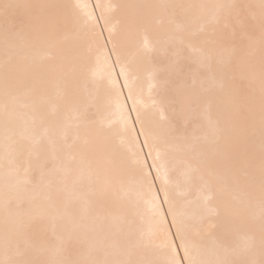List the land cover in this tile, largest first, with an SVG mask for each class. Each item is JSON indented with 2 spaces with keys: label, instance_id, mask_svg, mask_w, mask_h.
<instances>
[{
  "label": "bare ground",
  "instance_id": "bare-ground-1",
  "mask_svg": "<svg viewBox=\"0 0 264 264\" xmlns=\"http://www.w3.org/2000/svg\"><path fill=\"white\" fill-rule=\"evenodd\" d=\"M118 58L195 257L262 264L264 0H0V261L21 258L23 223L47 264L166 259L136 163H153L145 136L113 101Z\"/></svg>",
  "mask_w": 264,
  "mask_h": 264
},
{
  "label": "snow or ice",
  "instance_id": "snow-or-ice-1",
  "mask_svg": "<svg viewBox=\"0 0 264 264\" xmlns=\"http://www.w3.org/2000/svg\"><path fill=\"white\" fill-rule=\"evenodd\" d=\"M5 9L10 5H3ZM80 10V16L83 23L89 28L92 37L97 42L103 39L102 33L96 32L98 24L91 12H89L88 5L78 3L73 6ZM105 28L109 31V41L113 39V30L108 28L107 23ZM115 43L113 48L115 50ZM145 47L148 48L147 43ZM150 50V49H149ZM117 64L120 65L119 74L117 75L114 67L109 69V84L113 95L114 104L120 114V120L125 132L132 134L135 133V124L141 125L140 134L145 136L144 145L149 149L148 155L152 157L153 163L151 167L146 163V160L138 157L136 160L140 169L141 183L145 188L147 196V204L151 213V220L154 227V234L158 236L160 247L166 254V259L163 264H209L204 260H199L193 253L191 240L187 231V226L182 213L177 211L175 200L169 193V177L167 169L162 167L157 161L160 159V153L153 142H150L149 135L144 130L143 121L141 119L140 111L137 107L138 101L133 97L134 82L130 77V69L127 64L117 59ZM123 78V84L120 82ZM123 89L128 90L127 99L133 100V107L131 111L136 112V119L132 121L131 115L127 109V105L122 99ZM155 152V155L153 153ZM153 171L155 177H153ZM159 180L160 187L155 190V181ZM159 193H163L161 199ZM166 206V207H165ZM30 223H23L19 229V239L25 245L22 250H18L20 259H8L0 261V264H47V262L30 258L32 246L27 240V233L30 228ZM65 264V262H60ZM216 264H228L227 261H219ZM264 264V262H262Z\"/></svg>",
  "mask_w": 264,
  "mask_h": 264
}]
</instances>
